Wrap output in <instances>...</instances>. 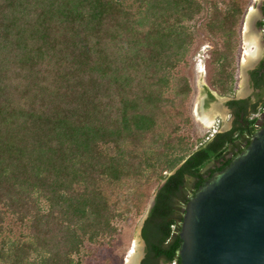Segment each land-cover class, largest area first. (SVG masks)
Masks as SVG:
<instances>
[{
    "label": "trees",
    "instance_id": "1",
    "mask_svg": "<svg viewBox=\"0 0 264 264\" xmlns=\"http://www.w3.org/2000/svg\"><path fill=\"white\" fill-rule=\"evenodd\" d=\"M247 2L214 1L206 22L223 96ZM204 12L202 0H0V264H84L88 245L112 244L154 191L144 264H182L190 199L246 151L264 112L261 69L258 103L228 104L233 130L197 143L180 134L192 125L191 24ZM17 222L28 232L9 239Z\"/></svg>",
    "mask_w": 264,
    "mask_h": 264
},
{
    "label": "water",
    "instance_id": "2",
    "mask_svg": "<svg viewBox=\"0 0 264 264\" xmlns=\"http://www.w3.org/2000/svg\"><path fill=\"white\" fill-rule=\"evenodd\" d=\"M263 7L264 0H259L257 9L251 10L247 18L242 90L237 99L215 94L212 99L208 94L197 105V117L203 124H212L218 115L222 116L225 126L219 133L235 126L230 102L258 103L261 90L256 88L253 74L261 69L264 73ZM259 105L263 107L264 102ZM260 119L261 129L246 151L190 199L180 231L182 264H264V117ZM155 201L156 194L137 228L126 264H142L147 257L142 231Z\"/></svg>",
    "mask_w": 264,
    "mask_h": 264
},
{
    "label": "rangeland",
    "instance_id": "3",
    "mask_svg": "<svg viewBox=\"0 0 264 264\" xmlns=\"http://www.w3.org/2000/svg\"><path fill=\"white\" fill-rule=\"evenodd\" d=\"M205 6L204 14L198 18L195 22L191 24L193 29L196 31L199 40L198 46L194 55V61L189 71L193 95L191 97V101L189 104V114L192 118V125H186L181 130L180 134L194 143L200 141H206L210 135V132H213L214 128L218 127V123L220 121L219 118L212 125L204 126L203 123L197 117L196 109L199 101L208 94V92L214 91L213 82L215 79V75L219 69L218 65H215L211 61V55L213 50H215L218 45V40L212 38L206 30V22L210 17V13L212 10V2H216L219 8L223 11H228L231 8L232 0H202ZM259 0H248L245 8L244 19L242 20V24L247 22L248 15L251 10H256L258 7ZM263 19L261 20V23ZM210 58V59H209ZM216 90H219L214 86ZM220 91V90H219ZM264 117V112L261 114L259 118ZM197 148V147H196ZM195 148V149H196ZM155 195L156 192L154 191ZM152 196V198L154 197ZM150 199L146 210L137 217L135 214H130L126 217V220L123 222L121 227V233L119 236H116V239L112 244L107 243L104 246H89L83 252L84 264H126L128 256L130 254L132 244L135 238V234L137 228L141 221L146 216L151 200ZM11 218V219H10ZM8 222L13 225L15 220H12V217L8 218ZM15 231L6 232L9 239L14 240L17 237H21L20 233L25 232L27 234V230H23L20 228V225H14ZM1 241V239H0Z\"/></svg>",
    "mask_w": 264,
    "mask_h": 264
},
{
    "label": "crops",
    "instance_id": "4",
    "mask_svg": "<svg viewBox=\"0 0 264 264\" xmlns=\"http://www.w3.org/2000/svg\"><path fill=\"white\" fill-rule=\"evenodd\" d=\"M245 27H246V22H244L241 25L240 29H239V47H238V50H237V60H236L237 72L235 74V84L233 86V88H234V94L233 95L223 96L220 93L219 90H216V88H214V86H212L213 89H214V91H211L210 90L208 92V94L211 93V94H215V95L221 96L223 98L237 99L238 93L242 90L241 81L243 80V76H242V64H243V57H244V51H245V40H244ZM217 118H219L221 120V129H222L225 126V121H224V119L222 118L221 115H218L215 118L214 122L216 121ZM203 125L204 126H208L206 124H203ZM209 125H211V124H209Z\"/></svg>",
    "mask_w": 264,
    "mask_h": 264
},
{
    "label": "built area",
    "instance_id": "5",
    "mask_svg": "<svg viewBox=\"0 0 264 264\" xmlns=\"http://www.w3.org/2000/svg\"><path fill=\"white\" fill-rule=\"evenodd\" d=\"M263 22H264V19H263ZM262 113H263V111H259L258 113L253 114L252 115V119H254V118L258 119L261 116ZM220 130H221V120L218 123V127L214 128L213 132H210V135H209L207 140L213 138L216 134H218L220 132Z\"/></svg>",
    "mask_w": 264,
    "mask_h": 264
},
{
    "label": "flooded vegetation",
    "instance_id": "6",
    "mask_svg": "<svg viewBox=\"0 0 264 264\" xmlns=\"http://www.w3.org/2000/svg\"><path fill=\"white\" fill-rule=\"evenodd\" d=\"M230 108V107H229ZM250 109V108H249ZM230 110L235 114V122H236V120H237V117H236V113H235V111H236V109L234 108H230ZM252 119V118H251ZM244 120V115L242 116V118H241V121H243ZM258 120H259V123H258V127H260V124H261V122H262V120L260 119V118H258ZM233 130V129H232ZM175 230H177L176 228H174V232H175ZM145 244H146V242H145ZM146 247H147V244H146ZM147 257H145V259H146ZM145 259H144V261L142 262V264H144V262H145ZM159 264H178L177 262H165L164 260H161L160 262H159Z\"/></svg>",
    "mask_w": 264,
    "mask_h": 264
},
{
    "label": "bare ground",
    "instance_id": "7",
    "mask_svg": "<svg viewBox=\"0 0 264 264\" xmlns=\"http://www.w3.org/2000/svg\"><path fill=\"white\" fill-rule=\"evenodd\" d=\"M212 125V124H211Z\"/></svg>",
    "mask_w": 264,
    "mask_h": 264
}]
</instances>
